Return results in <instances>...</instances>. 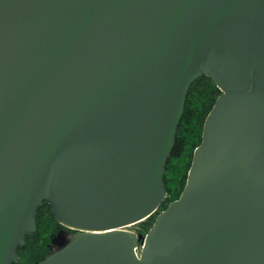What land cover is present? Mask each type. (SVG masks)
Listing matches in <instances>:
<instances>
[{"label":"water","instance_id":"95a60500","mask_svg":"<svg viewBox=\"0 0 264 264\" xmlns=\"http://www.w3.org/2000/svg\"><path fill=\"white\" fill-rule=\"evenodd\" d=\"M201 76L220 94L159 211ZM43 202L77 233L38 264H264V0H0V264Z\"/></svg>","mask_w":264,"mask_h":264},{"label":"trees","instance_id":"16d2710c","mask_svg":"<svg viewBox=\"0 0 264 264\" xmlns=\"http://www.w3.org/2000/svg\"><path fill=\"white\" fill-rule=\"evenodd\" d=\"M219 94L220 92L213 82L205 76L199 77L190 86L184 112L177 128L174 147L165 165L163 181L166 198L159 211L165 210L170 202L180 196L185 186L193 152L201 142L204 120ZM154 219L152 216L138 224L143 235L148 232ZM54 223L49 205L43 202L36 214L37 231L33 235L27 236L25 245L17 250L19 260L16 264H38L44 260L46 257L45 245L48 242L51 224Z\"/></svg>","mask_w":264,"mask_h":264},{"label":"flooded vegetation","instance_id":"af4514ba","mask_svg":"<svg viewBox=\"0 0 264 264\" xmlns=\"http://www.w3.org/2000/svg\"><path fill=\"white\" fill-rule=\"evenodd\" d=\"M42 206V205H41ZM50 210V208H49ZM50 231L55 235L58 234L59 235V242H56V247H59V245L66 239L70 238L71 236H73L74 234H76L77 232L66 229L60 225H58L57 223L51 224V229ZM55 246H50L49 248H47L46 254L48 253H52V251H54Z\"/></svg>","mask_w":264,"mask_h":264},{"label":"rangeland","instance_id":"374dc122","mask_svg":"<svg viewBox=\"0 0 264 264\" xmlns=\"http://www.w3.org/2000/svg\"><path fill=\"white\" fill-rule=\"evenodd\" d=\"M138 224L132 225L130 227H127V228H125V230L130 231V232H133V233H137V234L138 233H141L143 235V232L142 231L140 232L141 227ZM56 242H59V235L58 234H55L54 235L52 232L49 231V234H48V242L45 245V248H46V250H45V256H47L49 254V253L46 254L47 248H49L50 246L51 247L52 246H55L56 245ZM57 249H58V247L55 246L54 251H56ZM54 251H52V252H54Z\"/></svg>","mask_w":264,"mask_h":264}]
</instances>
